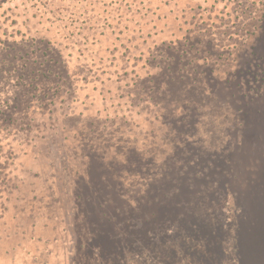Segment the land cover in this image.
Returning <instances> with one entry per match:
<instances>
[{"label":"trees","instance_id":"16d2710c","mask_svg":"<svg viewBox=\"0 0 264 264\" xmlns=\"http://www.w3.org/2000/svg\"><path fill=\"white\" fill-rule=\"evenodd\" d=\"M7 1H14L16 8L27 0H0V9ZM70 1L46 0L44 6L51 12L56 2L64 3L51 14L53 21L66 20L76 29L89 26L94 38L82 39L84 45L94 43L104 29L130 31L125 26L130 18L123 9L136 7L135 0H74L84 5L83 18L73 12L81 8L70 7ZM21 36L4 55V61L13 66L10 89L0 101V118L10 133L15 124L21 131L37 129L32 124L39 113L52 120L46 121L50 128L55 121L69 123L77 115L71 114L73 102L67 101L79 92L81 76L51 39ZM206 38L185 32L155 44L149 72L134 79L142 93L139 97L149 99L142 116L154 112L144 121L152 125L147 135L150 150H144L140 158L131 157L133 149L126 148L133 144L124 132L132 121L119 117L116 121L121 123L114 121L110 128L94 127L106 133L116 131L106 146L115 156L107 164L108 178L112 177L105 178L103 189L95 187L87 195L89 203L104 205L108 216L90 211L86 229L91 254L81 250L74 260L62 248L60 258L65 264H264V139L252 138L262 133L252 125L264 123V36H255L233 62L227 45ZM81 68L90 77L100 71L95 63ZM240 78L254 82L248 107L236 104L232 96L240 97L235 92ZM202 105L210 106L215 121H202ZM78 117L83 120L85 132L80 136L84 138V127L90 125L82 113ZM228 117L234 124H227ZM249 119L255 124H246ZM200 122L205 125L199 126ZM3 143L0 137V158L7 153ZM101 196H106V202ZM97 243L100 248L91 247Z\"/></svg>","mask_w":264,"mask_h":264},{"label":"rangeland","instance_id":"374dc122","mask_svg":"<svg viewBox=\"0 0 264 264\" xmlns=\"http://www.w3.org/2000/svg\"><path fill=\"white\" fill-rule=\"evenodd\" d=\"M37 1L27 0L28 7L25 3V6H19L20 2H15L19 4L16 8L14 1H7L0 9V101L10 89L8 78L12 75V62L4 61L7 48L14 45V40L19 42L23 38L21 35L44 36L54 42L63 59L82 78L78 79L79 92L74 94L75 99L67 101L73 102L70 111L77 117L69 123L64 122L65 125H57L55 121V126L50 128L46 121L52 120L47 114L39 113L32 124H36L37 129L21 131L15 124L10 126L12 133L0 118L1 143L4 140L3 149H7L2 155L5 158H0V264H42L43 261L65 264L60 258L64 248L68 252L65 256L73 254L74 260L81 250L91 254L87 243L90 237V231L86 229L88 216L91 210L107 214L102 208L104 205L99 207L89 203L87 195L95 187L103 189L104 181L111 175L107 164L115 156L106 146L116 136L112 129L106 133L104 129L94 130V127L110 128L119 117L130 120L134 124L125 127L124 131L133 142L126 146L133 149L130 156L138 159L144 150H150L147 135L152 125L144 121L153 117L154 112L142 116L149 99L139 97L142 93L135 78L149 72L148 60L155 44L175 40L185 32L201 40L208 36L206 40L216 39L221 42L219 46L227 45V51L232 54L228 57L233 62L255 36H264V0H135L136 7L123 9L130 18L125 25L130 31L104 29L94 43L84 45L82 39L94 38L89 26L76 29L66 20L55 22L51 14L63 8L64 3L56 2L53 11L49 12L50 9L44 6L46 0ZM69 4L81 8L73 11L81 16L84 5L76 4L74 0ZM7 16L14 17V21ZM227 51L219 52L226 55ZM93 63L99 65L100 71L90 77L81 66ZM239 83L235 92L240 97L232 94L233 99L236 98V104L248 107L254 82L240 78ZM199 112L204 118L199 120L210 118L215 121L210 106L202 105ZM80 113L86 116V124L90 125L84 127L87 133L84 138L80 136L85 132L81 126L83 120L78 117ZM225 119L222 118L229 126L234 124L232 118ZM248 123L255 124L250 119ZM253 126L262 133L251 132L249 136L253 134L252 138L264 139V123L261 127ZM94 154L101 157L96 158ZM160 157L165 159L166 155ZM100 198L106 202V196ZM91 247L98 249L101 244Z\"/></svg>","mask_w":264,"mask_h":264}]
</instances>
